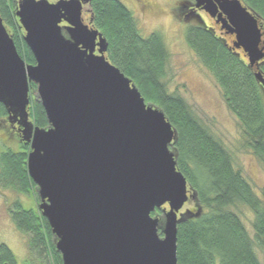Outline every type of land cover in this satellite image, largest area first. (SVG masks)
Segmentation results:
<instances>
[{"label":"water","instance_id":"95a60500","mask_svg":"<svg viewBox=\"0 0 264 264\" xmlns=\"http://www.w3.org/2000/svg\"><path fill=\"white\" fill-rule=\"evenodd\" d=\"M92 1L20 2L35 65L0 16V105L31 147L28 174L63 264H179L182 210L196 197L171 150L177 134L107 60V40L83 20ZM194 9L235 35L252 67L264 61L261 23L240 0H195ZM256 79L264 89L258 70ZM31 84L47 129L30 120Z\"/></svg>","mask_w":264,"mask_h":264},{"label":"trees","instance_id":"16d2710c","mask_svg":"<svg viewBox=\"0 0 264 264\" xmlns=\"http://www.w3.org/2000/svg\"><path fill=\"white\" fill-rule=\"evenodd\" d=\"M8 1L0 0V16L21 57L34 65L35 59ZM181 1L195 4V0ZM240 1L264 21V0ZM188 12L191 14V10ZM92 13V28L108 42L107 60L133 82L146 104L165 114L176 131L177 141L171 150L176 155L178 171L196 197L194 209L187 210L178 226V263L262 264L257 247L264 244V190L261 195L257 193L223 142L197 120L181 97L168 92L165 79L169 54L163 37L158 33L143 37L133 13L119 0H94ZM193 16L202 25L187 28L186 42L214 77L229 110L238 119L243 148L264 166V89L256 79L257 70L264 75V61L252 67L242 50L229 44L228 38L218 35L199 16ZM30 89L32 120L35 126L47 129L37 87L31 84ZM7 115L0 105V119ZM30 151L31 147L22 144L18 153L0 155L4 186L25 194L36 189L27 170ZM242 208L253 214L254 237L239 213ZM11 212L17 229L29 237V249L37 261L63 264L56 239L41 213L25 209L20 202ZM162 215V210L153 214L159 218ZM0 264H17L16 256L4 244L0 245Z\"/></svg>","mask_w":264,"mask_h":264},{"label":"rangeland","instance_id":"374dc122","mask_svg":"<svg viewBox=\"0 0 264 264\" xmlns=\"http://www.w3.org/2000/svg\"><path fill=\"white\" fill-rule=\"evenodd\" d=\"M48 1L56 3L59 0ZM8 2L11 11L15 12L12 0ZM120 2L133 13L143 37H149L154 33L163 37L169 54L165 79L168 92L181 97L189 105L197 120L223 142L233 154L237 168L243 172L246 179L261 195L264 190V166L253 154L243 148L238 119L229 110L222 90L214 77L186 42L187 28L199 24L192 11L190 14L185 10V7L190 10L193 7L191 8L190 4L181 0H149V7L142 12L143 4L138 3V0H120ZM90 4L85 6L84 19L85 24L92 28L90 22L92 7H89ZM199 16L207 25L215 28L218 35L223 34V31L214 24L207 13L199 12ZM228 42L234 45L235 38L229 37ZM30 120L33 121L32 115ZM1 124L0 119V155L7 148L16 152L20 151L22 147L16 141L17 138L5 139L8 133ZM4 185L0 177V245L4 244L12 250L16 256L17 264H40V261H37V256L32 254L29 249V237L17 229L11 215L17 202H20L25 209L39 213L40 200L37 190H30L29 194H25ZM194 207L195 203L191 202L184 207L182 213L193 210ZM166 208L168 209V206ZM239 211L249 233L254 237L253 214L246 208ZM257 253L261 263L264 264V244L257 247Z\"/></svg>","mask_w":264,"mask_h":264},{"label":"flooded vegetation","instance_id":"af4514ba","mask_svg":"<svg viewBox=\"0 0 264 264\" xmlns=\"http://www.w3.org/2000/svg\"><path fill=\"white\" fill-rule=\"evenodd\" d=\"M23 0H12V2H13V5H14V7H15V12L14 11H12V14L17 18V16H16V10L19 8V4H20V2H22ZM57 1V0H56ZM120 1V0H119ZM58 2V1H57ZM93 2H94V0L92 1V3L89 5V7L91 8L92 7V4H93ZM138 3H142L143 5V7L141 8V11L143 12V11H145V9L147 8V7H149V0H138ZM193 7V8H192ZM191 8H192V14H194V15H197V16H199V12H204V13H206L205 11H203V10H195L194 9V4L191 6ZM187 11H189L190 10V8L189 9H186ZM88 14H89V12H88ZM86 15V11H85V7H84V10H83V20H84V23H85V19H84V16ZM209 15V14H208ZM200 17V16H199ZM258 18V17H257ZM259 19V18H258ZM17 20L19 21V19L17 18ZM213 20V19H212ZM214 21V24H216V26H218L222 31H223V34L222 35H225V38H229V37H234L235 38V35H232L230 32H228L227 30H224V29H222V25L221 24H217L216 22H215V20H213ZM259 21H260V23H261V28H262V32L264 33V21H261L260 19H259ZM90 22L92 23L93 22V13L90 15ZM65 24H67L66 22H64ZM19 28H20V32H22V35H23V37H24V35H25V31H24V29L20 26V24H19ZM213 28V27H212ZM263 40H264V37H263ZM243 51V50H242ZM244 52V51H243ZM98 54V53H97ZM245 54V53H244ZM246 55V54H245ZM8 114V113H7ZM1 122H2V127H4V128H6V132L8 133V136H6L5 137V139L7 140V139H9V138H14V139H16V141L17 142H19L20 143V146L22 147V144H25V145H28L29 147H30V145L29 144H27V143H25L24 141H23V139H22V128L19 126V123L18 122H12V121H10V119H9V115H7V117L6 118H4V119H1ZM8 147V146H7ZM8 151H10V152H13V153H18V152H16L15 150H13V149H10V148H7V150L6 151H4V152H2V153H7Z\"/></svg>","mask_w":264,"mask_h":264}]
</instances>
